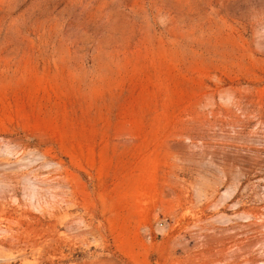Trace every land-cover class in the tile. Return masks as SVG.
I'll list each match as a JSON object with an SVG mask.
<instances>
[{
    "label": "rangeland",
    "instance_id": "374dc122",
    "mask_svg": "<svg viewBox=\"0 0 264 264\" xmlns=\"http://www.w3.org/2000/svg\"><path fill=\"white\" fill-rule=\"evenodd\" d=\"M0 264H264V0H0Z\"/></svg>",
    "mask_w": 264,
    "mask_h": 264
}]
</instances>
